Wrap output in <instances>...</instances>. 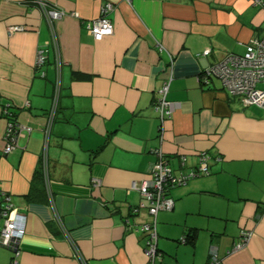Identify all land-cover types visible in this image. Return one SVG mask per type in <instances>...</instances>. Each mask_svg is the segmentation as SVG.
I'll use <instances>...</instances> for the list:
<instances>
[{
	"label": "crops",
	"instance_id": "1",
	"mask_svg": "<svg viewBox=\"0 0 264 264\" xmlns=\"http://www.w3.org/2000/svg\"><path fill=\"white\" fill-rule=\"evenodd\" d=\"M45 1L65 13L56 22L62 91L48 142L65 232L41 169L56 83L50 30L30 0H0V185L27 218L17 254L0 244V264H209L213 250L220 264H264V110L243 108L220 80L205 79L264 37L263 9L255 0ZM106 3L115 32L96 41L86 24ZM12 26L26 31L10 36ZM40 49L49 50L43 71L35 68ZM170 76L174 111L161 122L158 91ZM6 112L21 127L9 154ZM156 150L175 175L207 153L211 174L168 191L174 209L158 213L162 260L152 263L141 226L155 220L139 188ZM243 232H251L246 243Z\"/></svg>",
	"mask_w": 264,
	"mask_h": 264
},
{
	"label": "built area",
	"instance_id": "2",
	"mask_svg": "<svg viewBox=\"0 0 264 264\" xmlns=\"http://www.w3.org/2000/svg\"><path fill=\"white\" fill-rule=\"evenodd\" d=\"M129 2L130 0H125ZM33 7H35L45 18L51 36L50 48L54 52L55 66H56V83L51 109L47 116L46 127V149L43 151L41 158L42 175L46 193L50 203V208L53 213L54 221L59 225L61 230L65 232L64 224L60 214L55 208L53 191L51 186V170L50 158L48 155V142L51 128L56 120L59 111L60 97L62 91L61 85V70H62V52L56 29V22L65 17V13L52 8L45 0H30ZM255 4L261 7L264 11V0H255ZM114 10L112 3H106L101 9V16L86 24L88 33L96 40L100 41L106 37L114 34L115 28L113 22L109 18V14ZM26 31V27L12 26L8 29L10 36ZM48 49H40L37 51L35 68L37 71H43L48 59ZM210 54L207 50L204 55ZM44 77V72H41ZM211 77H215L221 81L225 90L230 95L237 97L241 102L243 108L258 107L264 110V37L254 39L252 42V49L246 56H237L234 54L228 55L221 62L211 66L205 71V79L208 82ZM171 83L170 78L163 84L158 91V98L156 110L160 114L161 122L171 118L174 105L168 101L167 95ZM9 122L4 134L5 149L4 153L9 154L18 148L17 141L21 134V127L15 121L11 114L6 112ZM154 154L157 161L151 167V179L145 181L140 186L139 190L144 197L147 205L142 204L150 215L156 217L161 211H172L174 209V201L168 196V191L185 185L191 179L199 176H209L211 174L209 161L211 157L207 153H201L199 156V164L196 169L189 172H184L175 175L172 168L167 162L165 155L156 150ZM187 159L182 158L181 164L186 165ZM137 186L134 184V188ZM4 205V206H3ZM140 209H135L134 213H138ZM0 217L4 219V228L0 231V244L6 248L13 250L15 254L18 252L20 241L26 234V216L20 214L13 209L10 203V197L3 190L0 185ZM141 231L148 234L147 249L145 251L148 260L152 263L157 259V234L154 226L144 224L141 226ZM251 232H243L244 243L250 238ZM243 245H238L235 250H238ZM209 264H220L217 253L213 250Z\"/></svg>",
	"mask_w": 264,
	"mask_h": 264
},
{
	"label": "water",
	"instance_id": "3",
	"mask_svg": "<svg viewBox=\"0 0 264 264\" xmlns=\"http://www.w3.org/2000/svg\"><path fill=\"white\" fill-rule=\"evenodd\" d=\"M152 216V215H151ZM157 216H158V214H157ZM157 216L156 217H153L154 218V223L153 224H151V225H153L154 226V229H155V232H156V219H157ZM156 234H157V232H156ZM157 240H158V238H157ZM156 245H157V241H156ZM157 259L156 260H159V261H161L162 260V257H161V253L159 252V250H158V248H157V257H156Z\"/></svg>",
	"mask_w": 264,
	"mask_h": 264
},
{
	"label": "trees",
	"instance_id": "4",
	"mask_svg": "<svg viewBox=\"0 0 264 264\" xmlns=\"http://www.w3.org/2000/svg\"><path fill=\"white\" fill-rule=\"evenodd\" d=\"M54 90H55V87H54ZM165 157H166V156H165ZM166 159H167V157H166ZM167 162H169L168 159H167ZM45 190H46V188H45ZM170 190H172V189H170ZM170 190H169V191H170ZM188 237H189L190 242H194V241H195V238H196L195 235L188 236Z\"/></svg>",
	"mask_w": 264,
	"mask_h": 264
}]
</instances>
